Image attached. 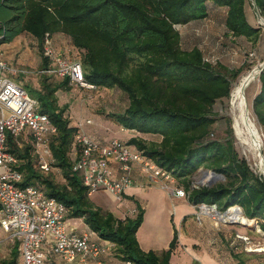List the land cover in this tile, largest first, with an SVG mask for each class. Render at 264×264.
<instances>
[{"label":"trees","instance_id":"1","mask_svg":"<svg viewBox=\"0 0 264 264\" xmlns=\"http://www.w3.org/2000/svg\"><path fill=\"white\" fill-rule=\"evenodd\" d=\"M248 0H0V46L27 34L37 41L42 53L48 36L62 34L82 51L80 60L85 82L96 88L119 89L128 98L122 113L109 118L123 129L158 136L160 142L133 137L128 144L144 151L161 168L184 186L192 205H215L225 212L238 206L245 218L256 220L264 232V180L253 174L239 157L232 132L224 140L212 138L216 122L213 106L228 99L232 83L242 69L230 70L204 60L198 48L182 50L177 26L203 20L212 4L226 10L225 27L234 38L246 37L253 44L259 31L250 27L245 9ZM264 19V0H254ZM48 61L41 55L40 70ZM41 75L40 90L29 89L39 111L47 115L57 134L51 142L54 167L62 184L35 168L30 148L21 149L8 137L7 149L18 159L16 169L23 174L20 186L38 185L48 197L61 202L69 219H81L90 232L114 244L121 261L133 264H170L177 233L167 250L143 252L136 232L143 222V209L136 203L135 216L116 218L97 208L69 157L77 126L59 106L56 93L69 90L68 79L53 83ZM253 98V113L264 132V69ZM224 176L207 187L192 188L191 178L200 170ZM14 245L10 258L0 264H18Z\"/></svg>","mask_w":264,"mask_h":264},{"label":"built area","instance_id":"2","mask_svg":"<svg viewBox=\"0 0 264 264\" xmlns=\"http://www.w3.org/2000/svg\"><path fill=\"white\" fill-rule=\"evenodd\" d=\"M252 5L260 15L254 0ZM43 57L48 65L38 71L40 75L55 80L68 79L72 86L96 89L85 82L80 61L57 54L48 36L43 41ZM24 73L0 57V229L17 246L18 264H105L101 256L107 249L114 248L113 243L105 241L106 244H102L99 238L76 233L69 228L65 205L48 197L38 185L20 186L23 174L16 169L18 159L7 149L9 136L19 147L30 148L37 170L44 174L56 170L51 142L57 129L49 117L39 111L38 101L15 79ZM84 125H92V121L87 119L77 124L78 132L68 155L72 161L71 170L79 175L89 197L105 192L120 201L126 189L134 184V168L173 195L188 197L182 189L168 187L172 175L144 151L119 139L98 142L84 132ZM112 163L117 166L116 173ZM237 239L250 244L246 236H237Z\"/></svg>","mask_w":264,"mask_h":264},{"label":"rangeland","instance_id":"3","mask_svg":"<svg viewBox=\"0 0 264 264\" xmlns=\"http://www.w3.org/2000/svg\"><path fill=\"white\" fill-rule=\"evenodd\" d=\"M258 14V11H256L252 5V0H248L246 5V15L248 20L259 24L260 16ZM261 28L263 36L256 45L247 43L244 38L234 39L233 37H228V33L223 27V22L218 17L213 18V15H211V18L198 20L188 25L176 27L181 37L180 46L182 50L188 51L193 48H198L202 52L204 60L208 63L213 65L219 63L230 70H240L243 68L240 75L247 73L254 66L264 63V28L262 26ZM25 47H29L32 56L29 59H22L24 61L21 62L20 59L24 57H22V50ZM3 48L4 49L0 51V57L9 64H12L13 67L25 71L24 74L16 76L15 79L21 82L27 91L29 89L36 91L40 90L41 75L38 73V70L41 66V55H43V52L41 53L39 51L37 41L33 40L31 37L24 36L16 46ZM250 54H253V56L251 57ZM238 78L232 83V87ZM50 81L57 83L61 80H56L57 82H55V79ZM26 86H28L29 89H27ZM68 86L70 88L69 90H59L56 93V96L59 106H67L65 115L68 117L72 125L77 126L78 123L90 119L92 121V127L90 130L91 135L98 138L100 136L98 135L100 134L98 133L99 127L105 125L104 129L100 130L102 135L104 134V140L106 141L113 139V137H117L123 142H128L130 138H133V135L147 142H160L158 136L142 135L135 131L130 132L125 129L122 130L123 128L120 125L109 118L112 114L122 113L128 105L127 96L119 89H86L81 86H72L70 84H68ZM258 88V76H256L255 80L251 82L245 91L251 118L253 119L261 137V146L258 152L254 154L247 151V149L238 141L233 128V119L230 115L228 99L218 101L213 106V113L215 114L216 122L213 126L212 138L224 140L228 134V129H230L235 141L234 146L239 157L246 161L255 176L260 180H264V132L257 123L252 109L253 98L258 92ZM114 130H118L119 134L114 135ZM20 148L23 149L24 146H20ZM202 171L203 169H200L191 178L192 188L206 186L209 183V177L203 175ZM51 177L56 183L62 184L64 182L58 169L51 173ZM219 182L220 181L213 185ZM167 185L168 187L180 188L185 191L184 186L181 185L176 178L171 177L167 182ZM90 199L97 208L104 212H111L118 219H124L127 216H135L136 214L135 209V212L131 213V207L127 206L128 203L124 199L118 201L113 196L108 195V193L98 192L91 196ZM198 215L199 218H210L211 221L216 222L225 228L226 232L231 235L233 241H231L232 243L230 245L234 250L243 248V246L237 242V236H246L249 238L252 245H257L259 243V246L264 247V232L256 225V220H254V225L244 227L232 222H222L215 216L203 214L201 209H199ZM252 245H248V248L256 249V246ZM13 247L14 245L8 240V235L0 229V260L9 259ZM255 255L256 254L247 256L246 264H251L252 262L258 264L264 263V255L263 257Z\"/></svg>","mask_w":264,"mask_h":264},{"label":"crops","instance_id":"4","mask_svg":"<svg viewBox=\"0 0 264 264\" xmlns=\"http://www.w3.org/2000/svg\"><path fill=\"white\" fill-rule=\"evenodd\" d=\"M211 15H213V18H220L223 22L224 29L228 33V37L231 38L232 36L225 27L226 10L209 4L208 16L205 19L211 18ZM246 19L250 27L259 31L258 35L260 40L263 36L261 25L259 26L258 23L256 24L248 20L247 15ZM24 36L31 37L27 34L20 35L15 38L13 42L0 46V51L4 49L3 47L16 46ZM241 38H244L247 43L253 44L246 37L234 39ZM51 41L55 52L62 57L72 58L77 61L82 58V51L77 50L68 37L57 34L52 36ZM22 53V57H24L20 59L21 62L24 61L22 59H29L32 56L29 47H25ZM104 126L105 125L99 127L98 133L100 134L98 135L100 136L98 138L91 135V125H84L83 130L94 140L106 143L110 140H104V134L102 135L101 132ZM128 131L133 132L131 130ZM115 134H119L118 130H114V135ZM132 137L135 136L132 135ZM113 139L118 138L113 137ZM111 166L115 169L116 173L117 166L114 163H112ZM132 178L134 184L126 189L122 199L128 203V205H126L131 207V211H134L136 203L140 205L144 211L143 222L136 232L137 242L143 252L153 251L155 253H160L167 250L176 232L178 239L169 260L170 264H246V257L249 255L256 254L255 256L263 257L264 247L259 246V243V245H252L251 243L245 244L237 239V242L243 246L244 250L243 248H235L236 250L232 249L230 244L233 240L231 235L226 232L225 228L211 221L210 218H199V206L190 204L187 197H177L170 191L164 190L159 185L152 183L138 168L132 170ZM68 224L70 226L69 228L73 229L78 234H88L91 239L99 238L98 235L89 231L81 219H69ZM102 244H106L105 241H103ZM248 245L256 246V250H249ZM101 259L105 264L121 262V260L116 257L114 248L107 249L101 256Z\"/></svg>","mask_w":264,"mask_h":264},{"label":"bare ground","instance_id":"5","mask_svg":"<svg viewBox=\"0 0 264 264\" xmlns=\"http://www.w3.org/2000/svg\"><path fill=\"white\" fill-rule=\"evenodd\" d=\"M259 24L264 28V21L260 17ZM260 67L261 64H258L247 73L240 75L236 83L233 85L228 98V106L230 109V115L233 119V128L235 131V135L240 144L243 145L247 149V151L252 152L254 154H256L260 149L261 137L253 119L251 118L249 104L245 91L247 87L251 84V82L255 80ZM252 77L253 80L249 84H247L248 80L250 78L252 79ZM201 212L203 214H210L212 216H215L222 222H232L240 226L246 227L255 224L254 220L245 218L237 207L229 208L228 214L226 216H220L216 212H214L213 209L207 207L202 208Z\"/></svg>","mask_w":264,"mask_h":264},{"label":"water","instance_id":"6","mask_svg":"<svg viewBox=\"0 0 264 264\" xmlns=\"http://www.w3.org/2000/svg\"><path fill=\"white\" fill-rule=\"evenodd\" d=\"M260 18H262V17L260 16ZM262 20L264 21L263 18H262ZM263 69H264V63L261 64V67L257 73V76H259L262 73ZM252 80H253V77H252V79L250 78L248 80L247 84H249ZM202 172H203V175L209 176L210 181L206 185L207 187H211L214 183H216L218 181H224L225 180L224 176H222L221 174H217V173L209 171V170H203ZM202 205H204V204H202ZM202 205L199 206L198 210L205 206V207H211L213 209V211L216 212L220 216H226L228 214V210H226L225 212H222V213L220 211H217V208L215 205H212V206H207V205L202 206ZM235 207H237L242 213L241 208H239L238 206H235ZM244 227H246V226H244Z\"/></svg>","mask_w":264,"mask_h":264}]
</instances>
